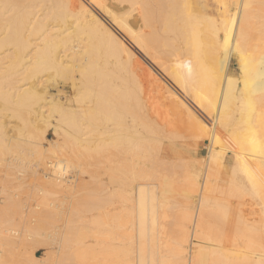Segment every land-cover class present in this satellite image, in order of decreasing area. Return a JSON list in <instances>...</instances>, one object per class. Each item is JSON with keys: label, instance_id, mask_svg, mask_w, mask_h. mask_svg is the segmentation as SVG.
Here are the masks:
<instances>
[{"label": "bare ground", "instance_id": "6f19581e", "mask_svg": "<svg viewBox=\"0 0 264 264\" xmlns=\"http://www.w3.org/2000/svg\"><path fill=\"white\" fill-rule=\"evenodd\" d=\"M214 1L0 0V264H264V0Z\"/></svg>", "mask_w": 264, "mask_h": 264}, {"label": "rangeland", "instance_id": "374dc122", "mask_svg": "<svg viewBox=\"0 0 264 264\" xmlns=\"http://www.w3.org/2000/svg\"><path fill=\"white\" fill-rule=\"evenodd\" d=\"M213 2V3H212ZM215 3V1L214 0H205V7H206V9L211 13V14H213V13H215L214 11H215V9L217 10V8H215L214 9V7H216V4H214ZM213 6V7H212ZM232 68H235L236 67V63H235V61H233L232 62ZM61 83H59V84H57V85H49V87L47 88L48 89V92H49V94H52V95H54L55 97L56 96H60V99L61 100H63V101H66V100H69V98L71 99L72 98V96H73V90H72V88L70 87V84H68V83H66V84H61ZM54 88V89H53ZM60 91V92H59ZM182 131H185L186 133H187V130H185V128H182ZM52 133V134H51ZM53 138H54V135H53V132H51V131H49V134H48V136H47V139L48 140H50V139H52L53 140ZM203 144V145H202ZM206 144H208V141L206 140V138H204V139H202V142H201V145L199 146V151L203 154V153H205L204 151H205V149L204 148H206ZM205 145V146H204ZM202 148H203V150H202ZM56 218V219H55ZM52 219H54V220H52ZM50 222L47 224V229H49L48 227H50V225L53 223L54 224V222L53 221H55V222H59V219H58V216H56V217H53V218H51L50 220H49ZM52 226V225H51ZM37 250V251H36ZM34 251H35V253H36V255L37 256H39V257H41V256H43V254H45L46 252L45 251H48L47 250V246L45 247V246H41V247H36V248H34ZM45 252V253H44ZM41 253H43V254H41ZM16 259H19V257H16ZM66 262L67 264H70V263H72V264H79V263H77L76 261L74 262L73 260V262H71V259H69L68 261H66V260H63L62 261V263L63 262ZM69 261H70V263H69ZM16 262H17V264H23L22 262V259H19V260H16ZM65 263V264H66ZM58 264H60V263H58ZM64 264V263H63ZM88 264H90V263H88Z\"/></svg>", "mask_w": 264, "mask_h": 264}]
</instances>
